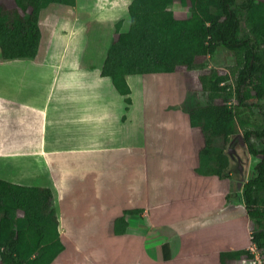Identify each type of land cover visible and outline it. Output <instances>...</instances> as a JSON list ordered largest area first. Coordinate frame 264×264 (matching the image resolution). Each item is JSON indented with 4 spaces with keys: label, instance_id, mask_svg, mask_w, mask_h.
Segmentation results:
<instances>
[{
    "label": "crops",
    "instance_id": "1",
    "mask_svg": "<svg viewBox=\"0 0 264 264\" xmlns=\"http://www.w3.org/2000/svg\"><path fill=\"white\" fill-rule=\"evenodd\" d=\"M131 1L76 0L74 5L52 4L39 20L41 33L43 26H46L50 28L51 36L43 39L42 34L36 57L3 59L0 55V65L1 62L5 63L7 70L12 72L9 78H5V83L0 74V179L52 190L64 250L67 248L66 240L71 241L76 252L82 250L79 245L84 236L78 237L74 226L76 223L79 229L80 224L86 226L90 223H79L76 217L82 212L95 213L94 216L100 212L101 219L94 225L96 229L109 234L110 238H122L121 252L125 257L132 255L133 251L139 253L135 261L129 259L128 264H165L174 260L178 248L184 251L179 264H198L204 260L202 256L210 258V254L215 252L220 236L232 233L230 227L223 228H227L226 233L221 232L222 227H217L226 219L211 221L203 226L184 223L185 216L193 217L188 212H196L204 204L192 201L193 205H189L191 209L184 204L169 208L164 206L166 203L163 200L150 204L135 194L130 195L132 198L128 201L117 203L116 199L107 201L109 190L104 185H98L96 188H85L87 192L94 193L97 206V211L90 209L85 212L77 210V207L80 208V188L67 186L68 183L63 180L69 178V174L82 172L101 175L102 162L113 161L115 157L123 159L127 150L131 149L126 150V144L130 140L133 143L136 137L141 138L140 130L144 134L143 129L148 126L150 135L158 138L157 150L161 149L158 151L159 156L166 157L164 148L169 143L170 157L175 155L184 159L189 155L187 150L192 151L193 164L184 167V178H188L185 176L187 174L193 176V184L197 186L200 182L196 181L197 176L201 179L204 177L195 170L199 164L198 152L204 143L203 133L199 127L192 126L189 114L182 107L188 83L183 69L127 75L132 98L128 109L125 96L115 88L109 76L101 73L115 35L116 21L122 19L121 31L130 28ZM176 6L189 7L181 3L171 6L175 17H187L177 16ZM56 17L62 19L58 29L52 23ZM52 31L56 32L54 38ZM59 31L67 32L62 42L58 41ZM88 31L96 34L88 35ZM56 38L58 40L55 41ZM19 72L21 75H18ZM146 76L167 81L168 97H171L168 102L147 103L145 96H136ZM150 100L153 102V99ZM183 140L184 144L182 142L179 146ZM174 141L177 148H181L177 154V150L175 154L171 150ZM139 142L141 144V140ZM132 150L129 152L132 153ZM109 152L111 155H108ZM184 178L180 179L183 181L182 186L189 190V183L184 186ZM200 186L204 191V186ZM192 190L193 195L197 196L199 191ZM138 209H143V212L126 213ZM120 217L125 218L126 226L124 228L120 222L118 231L115 224ZM140 220L148 226L154 225H142L140 228L137 226ZM157 223L168 226L157 228ZM234 243L243 245L245 241ZM82 244L86 254L95 255L92 246L85 247ZM220 252L218 257L221 264ZM55 260L51 264H56Z\"/></svg>",
    "mask_w": 264,
    "mask_h": 264
},
{
    "label": "trees",
    "instance_id": "2",
    "mask_svg": "<svg viewBox=\"0 0 264 264\" xmlns=\"http://www.w3.org/2000/svg\"><path fill=\"white\" fill-rule=\"evenodd\" d=\"M58 3L74 5L76 0H0L1 57H36L42 36L39 20L46 8ZM174 3L189 7L190 14L175 17ZM129 14L127 31H121L122 19L116 21L101 71L125 96L126 109L132 103L127 75L199 68L219 48L233 54L228 72L212 67L199 76L208 102L187 107L190 123L204 137L196 172L230 179L225 144H241L240 135L249 152L260 156L243 194L252 242L264 260V0H132ZM226 197L229 208L230 192ZM133 211L139 210L126 213ZM221 216L216 212L197 224ZM117 222L125 228L124 217ZM64 249L52 190L0 179V264H51ZM244 255L254 257L249 250H222L220 262L231 264Z\"/></svg>",
    "mask_w": 264,
    "mask_h": 264
},
{
    "label": "rangeland",
    "instance_id": "3",
    "mask_svg": "<svg viewBox=\"0 0 264 264\" xmlns=\"http://www.w3.org/2000/svg\"><path fill=\"white\" fill-rule=\"evenodd\" d=\"M174 9L177 13V16L185 17L190 14L189 9L185 7L180 8L179 6H176ZM46 11L48 10H44V13ZM61 20V18L57 17L52 20V23L57 26V29L58 24H62V22H60ZM49 22H51V20H49ZM45 27L43 26V39L47 36L48 38L51 36L49 34L50 28L46 27V29ZM61 27L62 26H60V28ZM52 32L54 38L57 30L56 32ZM90 33V31L87 32L88 35ZM91 34L95 35L96 33ZM58 36L60 37V40L56 38L55 41L58 40L62 42L66 39L67 32L59 31ZM200 63L203 64L199 68H180L184 71V78L188 79V83L185 87L184 92V101L182 103V107L187 113L189 112L187 110V107L191 105H201L208 102L207 95L203 91L199 76L209 71V69L212 67H216L222 73L228 72L229 66L233 63V54L225 48H219L216 55L205 56V58ZM0 74L2 75V80L5 83V78H9V75H12V72L10 70H7L5 63L1 62ZM18 75H21L20 72L18 73ZM145 78V83L141 84L140 87L135 85L136 89L137 87L139 88L136 93V96H138V98H142L143 96H145V98L147 99V103L160 102L161 104H164L168 102L167 100H169L171 97H168L169 87L167 81L163 80V78L151 79L152 76H146ZM228 82L234 83L233 79H230ZM150 99H153V102H151ZM249 101L251 102L255 100L252 99ZM236 102V98H234L232 101V105H234V103ZM147 128L143 129L144 134L141 133L140 130L141 138L136 137L133 143H130L131 140L129 142L127 141L128 143L126 144L125 149H134L132 150V153L129 152L130 150H127L128 153L123 159L120 157H115L113 161L110 160L102 162L101 175L95 172H91L89 174H87V172H82L77 175L69 174V178L63 179L68 183L67 186L73 185L74 187L80 188L81 190L79 194L80 203L78 205L80 206V208L77 207V210L87 212L88 210L93 209L97 211V206H95L94 202V193H91L90 191L87 192L85 188L88 186L95 187L98 185H104L109 190L107 192V201H113L114 199H116L117 203L122 202V200L128 201L132 198L130 195L133 194H135L136 197L139 196L140 198H142L143 202L147 203L148 201L150 202V204L157 203L163 200V202L166 203L164 204V206L167 205V207L169 208L178 206L181 207L184 204L186 208L191 209L192 207H190L189 205H193L192 201L197 203L200 202L204 204V207L198 208V211L196 212H188V214H191L189 216H193L194 218L185 216L184 223L186 225H192L194 223H197V221H200V219L209 216L210 214L221 212L223 213V216L217 217L215 219L212 218L211 221H222L226 219L225 222H221L220 224H218L217 227H222V233L227 232V228L223 230L225 226L230 227L232 233L229 236H220V242L218 246L215 247V252L212 255L210 254V258H205V256H202L205 261H200V263L198 264H220L218 257L219 252L228 249L249 250L254 255V257H248V255H244L239 260L231 262V264H264V260L260 253V250L257 248L256 244L252 242V227L250 225L249 213L244 202L243 194V184L255 173V167L260 159V156L252 155L249 152L246 143L240 144L238 140L231 143L228 142L225 144V147L226 149H232L230 155L231 178H219L215 175L213 177H207V175H203L204 177L201 179L199 178L200 176L197 174L198 176L196 181L200 182L196 186L195 184H193V176L187 174L185 176H188V178H184L183 172L184 167L188 168V166L191 167V165L193 164L192 162L194 160V155L193 157L191 156L192 151L189 152L187 150V154L189 155H187V157L184 159H182L181 157L178 158L175 155L173 157H170L169 146L171 144L169 143V145L167 144L164 148L166 151V157L159 156L160 154H158V151H160L161 149L157 150L159 144L158 138L155 136H151L150 131ZM140 140L141 144L139 142ZM182 142L184 144V140L180 143L178 142L179 146H181ZM185 143L187 142L185 141ZM173 145L174 146H172L171 150L174 154L176 150V154L177 152H181V148H179V146L177 148L175 141ZM186 149L187 146L184 148V151H186ZM125 152H123V154ZM121 154L122 153H120V155ZM108 155H111V153L109 152ZM195 159H197L196 154ZM105 166H107V168H105ZM98 169H101L100 164L98 165ZM183 178L184 186L189 183V190L183 188ZM180 179L182 180L180 181ZM200 185L204 186V191L201 190ZM193 188L196 191H199L197 196L193 195ZM227 192H230L232 200L229 208L226 204ZM69 193L70 192H68V194ZM138 210V212H143V209ZM18 214L21 215L22 213L18 212ZM94 214L95 213L88 214L82 212L81 215H78L76 217V220H78L79 223H85L86 221H89L87 223H90L86 226L80 224L79 229H77L76 223L74 226L75 234L78 237L84 236L79 245L82 250H78L80 253L76 252L73 248L74 245L71 244V241L66 240L67 248L66 250L61 252V254L56 258V264H128L130 263L129 259L135 261L139 253L137 254L133 251L132 255L130 256L125 257L124 255H122V238H110L109 234H106L105 232L96 229L97 226L95 227L94 225L101 219V213L99 212L95 216ZM205 224H208V222ZM205 224H201L199 226H203ZM120 225L121 223L118 222L117 224H115V227H119ZM142 225L148 226L146 223L140 220L137 226L142 228ZM153 225L154 224H149L148 227H153ZM156 225L157 228H165L168 226V224L163 225V223H157ZM204 236L205 233H203V237ZM242 240L245 241V244L243 245H239V243H234ZM82 242L85 244V247L92 246V250L96 252L95 255H88L89 253L86 254V250L85 248H83ZM232 246L235 247L231 248ZM208 253L209 252H207V255ZM176 254L177 255L175 256L174 260L167 261L165 264L181 263V258L184 257V251L178 248Z\"/></svg>",
    "mask_w": 264,
    "mask_h": 264
},
{
    "label": "water",
    "instance_id": "4",
    "mask_svg": "<svg viewBox=\"0 0 264 264\" xmlns=\"http://www.w3.org/2000/svg\"><path fill=\"white\" fill-rule=\"evenodd\" d=\"M239 137H240V141H241V143L244 144L245 142H244V140H243V138H242V135H240ZM231 151H232V149H229V154H230V155H231Z\"/></svg>",
    "mask_w": 264,
    "mask_h": 264
}]
</instances>
